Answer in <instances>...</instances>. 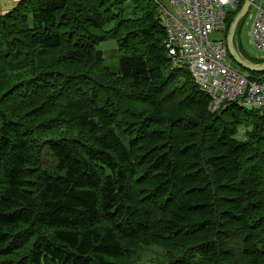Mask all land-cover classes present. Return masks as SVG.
Returning a JSON list of instances; mask_svg holds the SVG:
<instances>
[{"label":"trees","instance_id":"obj_1","mask_svg":"<svg viewBox=\"0 0 264 264\" xmlns=\"http://www.w3.org/2000/svg\"><path fill=\"white\" fill-rule=\"evenodd\" d=\"M165 37L154 0L0 14V264H264V110L212 111Z\"/></svg>","mask_w":264,"mask_h":264},{"label":"built area","instance_id":"obj_2","mask_svg":"<svg viewBox=\"0 0 264 264\" xmlns=\"http://www.w3.org/2000/svg\"><path fill=\"white\" fill-rule=\"evenodd\" d=\"M166 29L164 44L172 66H186L212 97V111L233 102L264 110V72L255 79L233 64L226 43L228 17L242 0H154ZM246 17L249 36L264 59V0H255ZM246 22V20H245ZM214 32L220 36L212 38Z\"/></svg>","mask_w":264,"mask_h":264},{"label":"rangeland","instance_id":"obj_3","mask_svg":"<svg viewBox=\"0 0 264 264\" xmlns=\"http://www.w3.org/2000/svg\"><path fill=\"white\" fill-rule=\"evenodd\" d=\"M165 3H168V0H163ZM261 1V0H259ZM252 8V6H251ZM246 20V22H244ZM250 20L248 17H244L240 22L237 31H236V43L240 53L246 57L249 61H257L260 59L262 54L253 46L251 38L249 36L250 31ZM212 38H217L220 36V32H214ZM98 47L104 51L105 64L109 66L112 70H118L119 68V52L117 50V42L115 40H108L101 42ZM233 64L236 68L243 71L235 61ZM245 72V71H243ZM247 132L246 128H240L236 137L239 139H245ZM163 252L156 248H151L140 252L139 264H148L152 259L161 257Z\"/></svg>","mask_w":264,"mask_h":264},{"label":"water","instance_id":"obj_4","mask_svg":"<svg viewBox=\"0 0 264 264\" xmlns=\"http://www.w3.org/2000/svg\"><path fill=\"white\" fill-rule=\"evenodd\" d=\"M255 0H244L242 7L238 11V13L233 18L228 32L226 36V43L228 47L229 54L239 66L242 68L248 70V71H254L257 73H263L264 72V61L262 62H252L249 61L246 57H244L240 51L237 48L236 42H235V35L237 28L242 21V19L246 16L249 8L251 7L252 3Z\"/></svg>","mask_w":264,"mask_h":264},{"label":"crops","instance_id":"obj_5","mask_svg":"<svg viewBox=\"0 0 264 264\" xmlns=\"http://www.w3.org/2000/svg\"><path fill=\"white\" fill-rule=\"evenodd\" d=\"M18 0H0V14L10 10Z\"/></svg>","mask_w":264,"mask_h":264}]
</instances>
